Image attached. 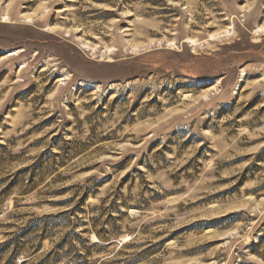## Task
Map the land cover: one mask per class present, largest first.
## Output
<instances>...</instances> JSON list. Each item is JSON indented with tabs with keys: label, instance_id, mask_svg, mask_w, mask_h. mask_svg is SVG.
<instances>
[{
	"label": "rangeland",
	"instance_id": "obj_1",
	"mask_svg": "<svg viewBox=\"0 0 264 264\" xmlns=\"http://www.w3.org/2000/svg\"><path fill=\"white\" fill-rule=\"evenodd\" d=\"M259 29L264 0H0V264H264Z\"/></svg>",
	"mask_w": 264,
	"mask_h": 264
},
{
	"label": "bare ground",
	"instance_id": "obj_2",
	"mask_svg": "<svg viewBox=\"0 0 264 264\" xmlns=\"http://www.w3.org/2000/svg\"><path fill=\"white\" fill-rule=\"evenodd\" d=\"M262 32H264V30L263 29H259L257 32H255V33H262ZM192 45H194V43H191ZM245 77H246V72H242L241 73V76H240V82L239 83H242L243 81H244V79H245ZM238 88H239V86L237 85L236 86V88H235V92H234V95H238V93H237V90H238ZM95 237V236H94ZM96 238V237H95ZM97 242H98V240H96Z\"/></svg>",
	"mask_w": 264,
	"mask_h": 264
},
{
	"label": "trees",
	"instance_id": "obj_3",
	"mask_svg": "<svg viewBox=\"0 0 264 264\" xmlns=\"http://www.w3.org/2000/svg\"><path fill=\"white\" fill-rule=\"evenodd\" d=\"M60 205H64V203H59ZM10 245V242H6L3 245L0 246L1 250H5Z\"/></svg>",
	"mask_w": 264,
	"mask_h": 264
}]
</instances>
